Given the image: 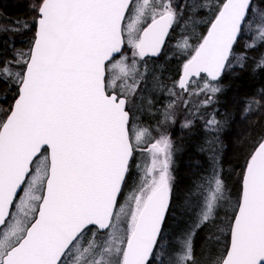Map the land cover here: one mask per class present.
Returning a JSON list of instances; mask_svg holds the SVG:
<instances>
[{
    "label": "snow or ice",
    "instance_id": "1",
    "mask_svg": "<svg viewBox=\"0 0 264 264\" xmlns=\"http://www.w3.org/2000/svg\"><path fill=\"white\" fill-rule=\"evenodd\" d=\"M32 11V22L23 25L35 29L31 46L15 61L21 70L12 72V62L0 67V79L11 81L8 91L15 88L12 103L0 108V264H164L156 248L171 210L167 136L150 145L151 163L137 188L123 203L120 197L147 132L127 110L136 77L144 76L137 57L162 51L177 17L171 0H36ZM250 11V0H219L198 43L185 38L180 45L190 55L174 87L187 92L192 78L204 74L200 92L218 93L240 36L256 32L245 49L264 43V11L255 28ZM125 45L132 49L130 64ZM171 118L166 111L165 120ZM220 126L213 115L206 130ZM237 175L234 199L215 168L197 186L196 228L227 203L218 232L228 242L212 264H264V136ZM189 261L191 235L168 264Z\"/></svg>",
    "mask_w": 264,
    "mask_h": 264
},
{
    "label": "trees",
    "instance_id": "2",
    "mask_svg": "<svg viewBox=\"0 0 264 264\" xmlns=\"http://www.w3.org/2000/svg\"><path fill=\"white\" fill-rule=\"evenodd\" d=\"M257 1L261 6H264L262 0ZM35 2L36 0H0V67L5 63L11 62L12 55L16 58L18 52L21 51V46H25L28 43V38L34 34V28L28 30L23 25L25 22L29 24L32 22L35 16L32 6ZM189 19V17L187 19L184 18L187 21ZM18 21L19 25L17 24ZM192 27L195 29L193 34L196 35L199 27L195 25ZM204 29L205 26L201 32ZM177 33L173 27L168 38V44L166 42L163 52L157 58H147L152 61L148 69H154L155 66H159L162 71V77L171 76L167 82L168 87L174 85V81L178 78V62L181 63L185 58L183 56L177 59L172 53H167V50L169 51L170 49V43L174 40L177 41L181 37V34L177 35ZM255 35L256 32L252 31L251 33L245 32L240 36L233 49V57L230 61L232 67L227 68L219 79L217 86L220 91L214 96L208 92L192 90L193 92L189 93L178 88L176 94L181 97V104L177 107L174 123L165 120V114L162 112L166 106L165 100L169 98L164 96L163 91L160 92L162 95L160 100L152 95V103L145 105V112L142 114L144 116L141 121L142 124H145L146 127L150 126L152 132H154L153 125L158 124L163 128L165 127L166 131L173 125V129L168 132L169 135H171L170 133L174 135L179 133L176 138L171 137L174 139L171 175L173 176V189L183 192L184 197L194 194L196 182L198 185L203 183L206 178L211 176L213 168L217 171L222 169V172H219L225 183H227L230 176L229 168L239 162L240 170L247 156L245 154L246 149L251 147L261 136H264V101H261L262 105L257 108L261 110L256 109L255 112L245 118H241L243 104L240 105V99L251 96L257 90L260 92V89L264 96V66H261V59L264 57V43L257 41L254 48L245 49V45L249 44L248 41L253 43ZM29 48L30 45L28 43ZM242 55L246 56V59L237 63L236 57ZM12 66L13 63L10 64V68ZM20 70L21 67L19 66ZM198 79L205 80V76H201ZM9 83H11L10 80L5 83L3 79H0V102L6 104V106L12 103L11 97L15 91L14 87L11 92L8 91ZM196 83H205V81ZM181 91L182 94L180 93ZM6 93L8 96L7 100L4 99ZM209 96H212L211 102L205 105V100ZM130 114L133 117V113L130 112ZM213 115L216 120L221 122L219 131L215 133L206 130V123ZM248 118L250 120L247 121V124L244 123L243 121ZM188 121H193V123L185 127L184 125ZM180 126L182 127L180 128ZM234 135L237 142H235ZM217 159H219L218 168ZM131 177L132 172L128 176V181ZM128 181L125 189L128 187ZM237 189L238 182H234L231 187V193L234 194ZM175 214L176 211L173 215L170 214V211L168 212L160 237V245L156 248V253L162 256L164 264H168L169 257L174 256L180 247L178 237L182 224L180 223L176 228L173 226ZM206 227L209 226L206 225ZM201 229L203 227L195 228L192 237L195 264L205 254V251L201 249L203 238L201 237L200 239L196 236V233L199 234ZM219 242H222V240L220 239ZM156 264H159V261Z\"/></svg>",
    "mask_w": 264,
    "mask_h": 264
},
{
    "label": "rangeland",
    "instance_id": "3",
    "mask_svg": "<svg viewBox=\"0 0 264 264\" xmlns=\"http://www.w3.org/2000/svg\"><path fill=\"white\" fill-rule=\"evenodd\" d=\"M218 2L219 0H171L172 7L177 13L176 21L173 24V27L176 29V33L178 32L177 35L181 34V37L177 39V41L174 40L173 42L170 43L169 45L170 49L169 51L167 50V53L168 52L172 53V55H175L177 59H180L183 56H185V58L181 63L178 62V68H177L178 74L185 59H187L188 55H190V52L188 50H183L180 47V45L183 44L186 37L188 38L189 44L195 45L198 43V36H201L202 34L205 33L207 29L206 21H209L213 17L215 6ZM251 8L253 9V11H250L249 19L253 21V27L255 28L262 23L259 17V11H264V6H261L257 0H251ZM129 15L131 16V14ZM188 17L190 18L188 21L184 20V18L187 19ZM128 22H129L128 20L125 21V23ZM193 25L199 27V30L197 31L196 35L193 34V32L195 31L194 27H192ZM201 26L202 28L205 26V29L202 32H201L202 30ZM32 38L33 35H31L30 38H28V43L30 46H31ZM28 43L25 46H21L20 52L27 51ZM123 54L129 57V64H130L132 57V49L128 48V46L125 45V51ZM119 58L120 57L118 56L117 59ZM17 59H18V54L16 58L13 57L12 55V58L10 60L13 63V66L10 68L12 72L19 71V66L15 63ZM150 62H152L151 59L140 61V58L137 57V67L139 68L140 73H143L144 76L143 79H141L140 76L136 77V79L140 81L138 90L134 94L129 93L128 95L129 102L127 108L129 109L130 112L133 113L132 124L136 125L140 129H146L147 132L141 144L137 146L136 149L137 154L135 153L133 158L134 160L131 161L132 177L128 181V187L124 189V194L120 197L121 203H123L125 198L134 189L137 188L141 180V177L144 173L145 167L151 163L152 155L151 152L149 151L150 145L155 143V141L158 140L161 135H164L171 140L172 151H173L174 139H172L171 137L176 138L179 135V133H176L175 135L170 133L171 135H169L168 132L173 129V125L169 127L168 131H166L165 127L163 128L158 124H156L153 125L152 128L154 132H152L150 126L146 127L145 124L141 123V121L144 119V116L142 114H144L145 112V105L152 103L153 96L158 97V100H160L162 98V95L160 93L161 91H163L165 97H169L167 100H165L166 106L162 111L165 114L166 111L168 112L169 110H171L170 112L172 113V118L168 119V122L174 123L176 118L175 114L178 110L177 107H179V105L181 104V97L177 96L176 94L178 87H174V85H176L177 79L174 81V85L172 87H168L167 82L168 80H170L171 76L167 75L166 77H162V71L159 66H155L154 69H148L150 68L149 67ZM145 66H147L148 69L147 72H145ZM198 81H205V80L194 79L190 83L187 92L192 93L193 91H200V89L203 88L204 83H196ZM162 87L164 90L162 89ZM180 93L182 94V91ZM261 101H264V96L261 89L260 92L257 90V92L253 93L251 96L240 99V105L243 104L241 110V118H245L249 114L255 112V110L262 105ZM7 106L6 104H2L0 102V108H6ZM246 109H248V111H246ZM257 110H261V109H257ZM248 120L250 119L248 118L243 122L247 124ZM192 123L193 121H191V124ZM181 127L182 126H180V128ZM234 139L235 142H237L235 135H234ZM251 147H248L246 149L245 154H248V152L251 150ZM216 161L218 168L219 159H217ZM137 165H139V167H137ZM238 165L239 162L238 164L233 165L231 168H229L230 176L226 184L228 186L227 191L230 193L233 183L238 182L239 180V177L237 175V173L239 172ZM219 171L222 172V169ZM197 186L198 184L196 182V184L194 185V194L191 195L189 194L187 197H184L183 192L175 191L173 189V179H172V198H171L170 214L173 215L176 211L173 220L174 221L173 226L175 228L176 226H179L180 223L182 224L180 235L178 237V242L180 244V247L177 252L181 250V244L184 241V239H186L189 235L193 237L194 229L196 228V224L198 222L197 219H199L200 208L198 207V204L200 203V200L196 196ZM236 194L237 191L234 194L231 193L233 199L235 198ZM228 211H230L229 205L227 203L222 204L215 216V219L199 227V228L203 227V229H201L199 234L196 233V236L197 238L200 239L201 237L203 238V243L201 242V249L205 251V254L197 264H212V261L222 253L223 248L228 242V237L226 234L224 235L219 234L218 228L221 226V221L225 219V213ZM206 225L209 227H206ZM220 239L222 240V242H219ZM193 261L195 264V255H193ZM193 261H189L188 264H193Z\"/></svg>",
    "mask_w": 264,
    "mask_h": 264
},
{
    "label": "bare ground",
    "instance_id": "4",
    "mask_svg": "<svg viewBox=\"0 0 264 264\" xmlns=\"http://www.w3.org/2000/svg\"><path fill=\"white\" fill-rule=\"evenodd\" d=\"M208 6V5H207ZM187 23V22H186ZM185 24V23H184ZM186 25V24H185ZM190 25V24H189ZM188 25V26H189ZM183 27V26H182ZM180 29H182V28H180ZM184 32V31H183ZM186 32V31H185ZM180 33V32H179ZM182 33V32H181ZM249 42V44H250V41H248ZM241 54V53H240ZM167 84V83H166ZM164 88H166V87H164ZM162 89H163V87H162ZM164 90V89H163ZM164 107V106H163ZM182 113V112H181ZM182 115V114H181ZM213 156V155H212ZM207 179V178H206ZM198 220V219H197ZM195 226V225H194ZM185 240V239H184Z\"/></svg>",
    "mask_w": 264,
    "mask_h": 264
},
{
    "label": "water",
    "instance_id": "5",
    "mask_svg": "<svg viewBox=\"0 0 264 264\" xmlns=\"http://www.w3.org/2000/svg\"><path fill=\"white\" fill-rule=\"evenodd\" d=\"M250 2H251V0H250ZM149 57H153V56H149ZM154 57H157V56H154ZM201 75H204V74H201ZM193 78H198V77H193ZM178 80H179V78H178Z\"/></svg>",
    "mask_w": 264,
    "mask_h": 264
}]
</instances>
